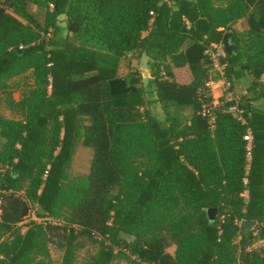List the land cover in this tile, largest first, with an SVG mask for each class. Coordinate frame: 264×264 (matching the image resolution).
Wrapping results in <instances>:
<instances>
[{
  "label": "trees",
  "instance_id": "1",
  "mask_svg": "<svg viewBox=\"0 0 264 264\" xmlns=\"http://www.w3.org/2000/svg\"><path fill=\"white\" fill-rule=\"evenodd\" d=\"M241 19L245 32L234 28ZM225 33L237 51L225 52L224 79L238 102H224L210 126L197 115V92L210 79L205 51ZM137 52L149 59L156 101L165 109L192 107L187 122L141 111L137 78L116 82L120 59ZM186 66L191 82L177 85L172 68ZM247 76L252 81L241 91ZM0 96L14 116H0V264H54L51 248L62 252L60 264H77L86 246L96 249L86 264H264V249L248 250L264 240L258 6L248 0H0ZM231 106L238 114L227 112ZM248 131L250 151L243 140ZM79 140L92 150L89 172L67 180ZM31 205L61 221L27 223ZM208 209L218 210L213 222ZM241 220L255 221L254 231L239 228Z\"/></svg>",
  "mask_w": 264,
  "mask_h": 264
},
{
  "label": "crops",
  "instance_id": "2",
  "mask_svg": "<svg viewBox=\"0 0 264 264\" xmlns=\"http://www.w3.org/2000/svg\"><path fill=\"white\" fill-rule=\"evenodd\" d=\"M248 1L250 2V4H253L254 6H258L259 16H260V26L264 30V0H248ZM29 10L34 15H36L37 12L40 13V11H38V9L35 6H30ZM59 20L62 22L60 25L63 26L64 17L63 16L60 17ZM234 28L238 32L247 31L248 24H247L246 19H241L237 21ZM229 43L230 45L235 47L234 52H236L237 48L231 40V35H230ZM151 73L152 71H151L149 59L145 56V54L140 53V52H137L134 54H128L122 57L119 61V66L117 70V80L118 81L116 82L123 83L125 78H129L131 76H133L134 78H137L139 82L135 85V88H139L143 91L144 104L140 108L141 111L148 110L154 118L160 121H164L169 116L170 118L176 119L180 123L187 122L194 113L192 107L176 106V105L170 104L165 109L162 106V104L156 101L157 100L156 93H155L156 87L154 84L151 83L152 82ZM172 73H173L172 80L177 85L186 86L190 84L191 74L187 66L183 68H172ZM251 81H252V78L250 76L242 78L239 81V89L243 91L249 86ZM220 87H221V82H218L214 85V89H213L214 103H219L221 97H223V94H222L223 91ZM231 94L233 98L237 99V97L233 96V93ZM14 99L18 100L19 97L18 99L16 98ZM174 250H175V247H174ZM174 250L172 253L170 252L169 253L173 254Z\"/></svg>",
  "mask_w": 264,
  "mask_h": 264
},
{
  "label": "built area",
  "instance_id": "3",
  "mask_svg": "<svg viewBox=\"0 0 264 264\" xmlns=\"http://www.w3.org/2000/svg\"><path fill=\"white\" fill-rule=\"evenodd\" d=\"M2 1V0H1ZM205 55L209 58L210 60V64H211V68L209 70V75H210V79L207 83H205V85L200 88L197 92V99H198V103H199V109L197 112V115H199L202 118H205L208 120V124L210 126H212L214 124L215 121V113L217 111V109L224 103V102H229V101H234V102H238V99L233 98L231 92L229 91V84H227L225 82L224 79V72L227 68V64L224 62H221L222 60L225 59L226 55H225V51L222 47V45H216V44H212L210 46L207 47L206 51H205ZM162 75H165L162 72ZM218 82H221V89H222V94L223 97H221L222 99H224V101H219V103H214L213 101V89H214V85ZM237 111V113H233V111ZM228 113H232V114H238V109L236 108V106H231L228 110ZM243 140L245 142L248 143V148L247 151H250V144L252 141V137H251V133L250 131H248L244 136H243ZM244 185H247V181L244 180L243 181ZM243 198H247V191H245L242 194ZM37 206H30L28 215L26 217V222L30 223H42V224H59V221H53L52 218L49 217H43V218H39L37 217ZM237 224V226L240 227H244V220L241 221H236L235 222ZM255 229V228H254ZM254 229H252L251 231H254ZM256 235V232L254 233V236ZM259 244H261V241H255L253 242L251 245H249L248 250H254V251H258L259 249H261L259 247ZM264 244V243H263Z\"/></svg>",
  "mask_w": 264,
  "mask_h": 264
},
{
  "label": "rangeland",
  "instance_id": "4",
  "mask_svg": "<svg viewBox=\"0 0 264 264\" xmlns=\"http://www.w3.org/2000/svg\"><path fill=\"white\" fill-rule=\"evenodd\" d=\"M37 19L42 20L43 14L42 12H37L36 15ZM165 77V75H162ZM14 98L18 99L19 93L14 92L13 93ZM224 94V93H223ZM233 113H237V111H233ZM0 116L5 118H14V116L6 109L4 105V96H0ZM92 159V150L89 148H85L81 145V141L79 140L76 144V147L74 149V153L72 155V158L69 162V165L66 169V176L67 180H79L87 176L90 168V163ZM53 221L58 222L61 219L52 218ZM59 221V222H60ZM256 228V227H255ZM261 241V244H259V247L261 249H264V240H258ZM174 250V247L170 246L168 247L167 251L172 253ZM96 252V249L94 247L86 246L81 252L78 254L77 264H86L88 261V258L91 255H94ZM51 257L54 264H60L62 259V252L54 250L51 248ZM118 264H125L123 262H119Z\"/></svg>",
  "mask_w": 264,
  "mask_h": 264
},
{
  "label": "water",
  "instance_id": "5",
  "mask_svg": "<svg viewBox=\"0 0 264 264\" xmlns=\"http://www.w3.org/2000/svg\"><path fill=\"white\" fill-rule=\"evenodd\" d=\"M230 35L227 33L224 35L221 45L226 53H232L235 51V47L230 45L229 43ZM38 215L44 217L46 215L45 210L42 206L38 205L36 207ZM218 210L217 209H208L207 210V219L209 222H213L217 217ZM257 223L255 221H245L244 223V231L245 233H249L252 229L256 227Z\"/></svg>",
  "mask_w": 264,
  "mask_h": 264
}]
</instances>
